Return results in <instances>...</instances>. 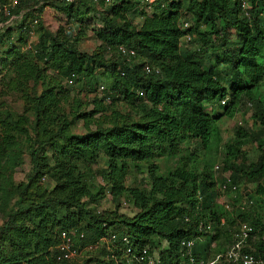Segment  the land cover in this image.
Wrapping results in <instances>:
<instances>
[{"label": "trees", "instance_id": "obj_1", "mask_svg": "<svg viewBox=\"0 0 264 264\" xmlns=\"http://www.w3.org/2000/svg\"><path fill=\"white\" fill-rule=\"evenodd\" d=\"M32 1L37 8L26 14L23 23L34 14L39 16L46 4L59 9L73 22L89 13L103 19V28L94 31L93 36L120 60L104 65L111 79L108 90L104 89L105 95L108 94L110 101L113 91L121 99L136 103L139 118L100 127L85 135H70L65 133L69 122L59 113L61 93L54 86L44 85L38 95L25 97L33 115L34 137L25 128H18L15 135L12 130H3L0 136V264H68L55 263L50 255L57 235L79 229L85 235L84 242L90 243L102 234L103 224L126 235L137 251L143 247L155 248L161 264H178L179 243L198 237L192 253L196 259L206 260L210 243L215 241L214 255H217L224 253V246L232 242L236 217L252 230L245 251L264 259V242L258 241L253 247L250 243L253 235L264 237L260 220L248 211L253 207L252 198L245 199L251 201L249 207L234 208L235 217L232 212L220 215L216 204L218 193L206 171L213 164L211 149L220 142L216 123L223 116L231 117L241 100L253 103L254 117L264 134V96L260 97L258 92L264 86V0H248V18L228 0H188L181 14V0H178L165 10L152 8L156 11L134 26L130 21L135 16L134 5L129 1L114 0L106 6ZM115 18L122 23H115ZM183 23L188 27L181 30ZM20 28L21 25L0 31V44L9 45L4 56L12 69L18 70V75L36 82L44 78L48 68H53L64 84L70 75L75 77L73 83L78 77H85L88 90H93L89 79L93 78L95 65L100 66L94 57L78 52L69 41H58L39 26L38 30L46 34L41 36L37 30L31 50H25L32 59L27 62L19 54L27 43V32H20ZM14 29L15 39L11 37ZM69 30L72 41L82 33L76 27ZM183 34L191 39L181 48L179 39ZM191 44L194 47L187 48ZM118 46L132 49L135 56L129 60L120 57ZM115 66L120 69L112 78ZM144 66L151 72L145 73ZM222 67L227 71L222 72ZM120 72L123 77L119 76ZM251 103L247 104L252 107ZM206 105L221 112L210 114ZM79 117L85 118L86 114ZM246 135V131L237 127L233 147L228 150L237 153ZM23 146L28 149L31 172L25 184L9 187L8 175L18 167ZM45 148L50 151L49 157L44 153ZM258 149L255 163L245 168L224 165L222 170L229 171L230 185L236 187L233 194L240 182L257 183L254 192L264 208V138L259 141ZM99 153L105 157L106 170L102 171L101 179L108 187V194L114 199L126 198L135 210L131 217L117 211L97 213L91 205L105 194L102 188L86 183L81 171L86 166L80 165L84 164L83 160L88 164L95 162ZM183 153H187L189 168L180 164L158 174L151 165L154 154L180 161L178 157ZM196 161L201 165L199 173L193 166ZM130 167L145 174L146 188L122 185L121 180ZM40 176L52 180L53 188L38 201L26 198L27 188ZM12 197L15 200L10 205ZM200 224H208L210 232H199ZM104 255L103 249L97 252L98 257ZM96 262L115 264L99 258Z\"/></svg>", "mask_w": 264, "mask_h": 264}, {"label": "rangeland", "instance_id": "obj_2", "mask_svg": "<svg viewBox=\"0 0 264 264\" xmlns=\"http://www.w3.org/2000/svg\"><path fill=\"white\" fill-rule=\"evenodd\" d=\"M40 2V0H35ZM34 1V2H35ZM188 0H181V14H183L184 7L187 5ZM37 8V4L33 3L32 0H28L25 4L22 3V8ZM155 9H145L139 7L134 11L135 16L130 19L132 25H138L144 16H150L155 12ZM68 16L61 12L59 9L52 7L51 5L46 4L41 11L39 12V25L31 27L33 30L31 38L29 41L31 45L35 43L37 39L38 27L41 26L47 31L55 35L60 42L72 43L75 49L88 56L94 57L100 64H97L94 68L93 78L90 82L93 84V90L89 91L87 88L88 79L85 77H78V80L72 85H65L63 81L59 78L58 72L53 68H48L45 72V76L42 80H37L36 82L32 80L25 79L18 75V70L12 69L9 65V61L4 56V53L9 49V45L3 43L0 44V136L2 135L3 130H12V133L18 134V128H25L30 137H34L33 133V115L31 112L30 106L25 103V97H31L38 95L44 85L54 86L59 93V96L62 97L59 104V113H62L64 118L69 122L68 129L65 133L70 135H85L92 131H95L98 128H108L114 124H119L123 121H134L139 117V109L135 106L136 103L133 101H126L121 99L116 93L112 92L110 101L103 99L104 89L108 90L107 83L111 81L108 79V74L105 72L104 65L109 66L114 64L116 61L119 63V58L116 56L115 52L107 49L105 46L100 44L93 36L94 31L101 30L104 26L103 19L96 14L89 13L87 15L78 16L74 22H70ZM110 18H112L110 16ZM78 19V20H77ZM30 20L28 19V22ZM115 23L121 24L122 20L115 18ZM13 26H17V22H14ZM76 27L81 30L76 40H71V34L69 29ZM38 30V31H37ZM39 34V33H38ZM42 34V35H41ZM45 32H40L41 36H45ZM39 35V36H40ZM48 35V34H47ZM73 36L75 33L72 34ZM11 37H17V32L12 30ZM179 46L185 47L183 44ZM193 44L187 46L191 49ZM19 54L22 58H25V61L30 62L31 55L28 54L25 49H20ZM32 60V59H31ZM142 62V60H138ZM120 69V66H115L112 71V78L116 77V72ZM227 71V68L222 67ZM24 71V68H21ZM60 87V88H58ZM103 88L99 92V88ZM60 89V90H59ZM260 97L264 96V86L259 89ZM264 101V99H263ZM247 103H251L247 100H241L233 109V115L231 117L223 116L217 123V129L219 131L220 142L216 144V147H212L210 155L212 158V166L207 169V173L211 175L214 188L218 193L216 204L221 211L220 215L233 213L232 216H236L234 213V208L245 201L246 197L252 198L253 207L249 208V214L253 217H257L260 220L261 225L264 227V208L259 202V197L255 194L256 184L255 182H240L237 186V192L233 195L221 194L217 190L218 185L222 179H225L229 176V171H223L222 168L232 164L234 166H245L253 164L257 160V156L260 151L258 149L259 141L264 138V134L261 133V127L259 126L256 118L254 117L253 103L252 107L248 108ZM206 111L210 114H213L216 111L221 112L216 107H211L206 105ZM86 114L85 118L79 117L80 115ZM237 127H241L243 131L247 132L245 139L240 141L238 145V152H232L228 148L233 147L234 142V130ZM56 128V126H54ZM23 136L21 137V139ZM38 139H41L38 135ZM44 153L49 157L50 151L48 148L44 149ZM187 153L180 154L178 161L176 159L168 158L164 155H153L151 159V165H154L157 168L158 174H165L171 168L179 167L180 164L189 168L191 163L188 161ZM201 158V157H200ZM199 158V159H200ZM84 164L80 167L86 166V168L81 171L85 175V181L88 184H91L93 188H102L104 197L98 200L96 203L91 205L95 207L98 211H117L118 214L124 215L126 217H131L135 210L133 209L132 204L127 201L126 198L122 196L119 198H112L108 194V187L101 179L102 171L106 170L105 166V157L99 153L95 162L86 163L83 160ZM31 162L28 153V149L24 146L21 148L20 160L18 167L15 168L9 175V187H20L25 184L27 181V176L31 172ZM195 167L196 173H199L201 170V165L199 161H196L193 165ZM217 166L218 170H215L214 167ZM169 169V170H168ZM145 174L140 173L139 170L130 167L123 176L121 183L124 187L135 188V187H145ZM54 186V182L48 179L47 176H40L36 179L26 190V198L38 201L40 198L45 197L49 191ZM15 200V197H12L10 200V205ZM24 205V204H23ZM226 205V208L223 206ZM241 218L236 217V220L233 222L236 224L240 221ZM222 221V220H221ZM249 221V219H247ZM2 223V216L0 215V224ZM201 241V240H200ZM258 241L264 242V237H259L253 235L250 237V243L252 247ZM162 247H165L162 244ZM215 241L209 244L207 249L208 260L216 259L214 264H219L220 262H225L222 258L223 253L214 255L215 251ZM228 247L224 246V250ZM157 253V250L153 248ZM214 255V256H213Z\"/></svg>", "mask_w": 264, "mask_h": 264}, {"label": "built area", "instance_id": "obj_3", "mask_svg": "<svg viewBox=\"0 0 264 264\" xmlns=\"http://www.w3.org/2000/svg\"><path fill=\"white\" fill-rule=\"evenodd\" d=\"M28 0H0V31L5 29H13L14 22H17V26L21 25L20 32L26 31L27 33V43L25 50H31L30 39L33 38V30L31 27L39 25L38 16L34 14V17L28 18L30 21L23 23V19L26 17V14L32 12L34 8H22L21 5L23 2ZM60 3H63L67 6H76L81 3H90L94 6L98 5H109L114 0H56ZM129 1L134 5V11L139 7L145 9L158 8L165 10L166 7L170 4H175L178 0H124ZM234 2L237 6V9L241 15L248 18L250 5L248 0H228ZM73 23V20L69 19ZM188 27L187 23H183L181 30H184ZM191 37L188 34H183L180 39V45L187 44L190 41ZM117 53L120 57L129 60L135 56V53L132 49L126 48L124 46L116 47ZM143 70L145 73H150L151 69L148 66H144ZM120 77H123V73H119ZM74 75H70L66 78L65 84L67 86L72 85L74 82ZM103 90L102 87L99 88V92ZM103 93V91H102ZM104 99L108 101V94L103 93ZM224 100L219 102L220 105L224 104ZM247 107H250V104H247ZM215 170H218V167H214ZM229 187V190H228ZM217 190L221 194H225L226 191L230 192L232 195L236 191L234 185H230L228 177L220 183L217 187ZM251 205V201H243L241 204L237 205L235 208L243 210L246 207ZM223 208L227 209V206L224 205ZM99 211L97 210V213ZM222 222V221H221ZM102 234L93 242L85 243V235L83 231L79 229H71L69 231H61L57 235V242L53 248L50 250V255L55 263H68V264H103L97 263L96 258L101 259L103 262L106 260H112L115 264H161L158 258V252L156 253L153 249L148 247H143L137 251L132 247L129 238L124 234H119L111 227H106L105 224L101 226ZM198 231H204L206 233L210 232V226L207 224L203 226L200 224L198 226ZM251 227L245 222H237L234 230L232 231V242L229 244L228 248L222 255V258L225 262L231 264H264V259L254 256L253 254L246 252V241L250 236ZM198 237H194L191 240H182L179 243L178 250V264H214L215 260H200L196 259L192 253L194 246V240H197ZM103 249L105 255L102 257L97 256V252Z\"/></svg>", "mask_w": 264, "mask_h": 264}, {"label": "bare ground", "instance_id": "obj_4", "mask_svg": "<svg viewBox=\"0 0 264 264\" xmlns=\"http://www.w3.org/2000/svg\"><path fill=\"white\" fill-rule=\"evenodd\" d=\"M164 248V247H163Z\"/></svg>", "mask_w": 264, "mask_h": 264}, {"label": "clouds", "instance_id": "obj_5", "mask_svg": "<svg viewBox=\"0 0 264 264\" xmlns=\"http://www.w3.org/2000/svg\"><path fill=\"white\" fill-rule=\"evenodd\" d=\"M249 108V107H248Z\"/></svg>", "mask_w": 264, "mask_h": 264}]
</instances>
